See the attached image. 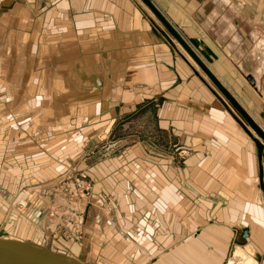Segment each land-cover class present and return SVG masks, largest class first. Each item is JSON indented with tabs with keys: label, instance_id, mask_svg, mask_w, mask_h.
Here are the masks:
<instances>
[{
	"label": "crops",
	"instance_id": "0c3cea01",
	"mask_svg": "<svg viewBox=\"0 0 264 264\" xmlns=\"http://www.w3.org/2000/svg\"><path fill=\"white\" fill-rule=\"evenodd\" d=\"M150 1L263 127L264 0ZM173 41L140 0H0V190L28 181L44 190L58 178L49 164L58 143L67 154L70 139L64 131L52 147L49 119L58 109L65 130L72 120L86 128L76 131L77 170L66 167L86 170L93 184L83 247L94 239H161L170 244L156 264H254L243 249L264 256L256 138ZM146 108L152 140L111 138L123 118ZM14 111L25 112L18 126ZM30 142L44 144L42 154L21 150ZM36 168L31 177L44 179L25 181ZM243 229L247 246L227 262Z\"/></svg>",
	"mask_w": 264,
	"mask_h": 264
},
{
	"label": "rangeland",
	"instance_id": "374dc122",
	"mask_svg": "<svg viewBox=\"0 0 264 264\" xmlns=\"http://www.w3.org/2000/svg\"><path fill=\"white\" fill-rule=\"evenodd\" d=\"M185 42L199 58L201 57L200 59L204 60L206 65L210 66L209 59L205 57L202 50L190 40H185ZM189 60L191 59L189 58ZM198 71L200 70L198 69ZM202 76L204 75L202 74ZM206 80L208 81V79ZM71 98L73 99L74 97L70 96V99ZM55 103L56 100L53 99V105ZM240 106L243 108L242 105ZM53 108H55V106H53ZM24 113L25 112L14 111L10 114L12 120H17L15 121L17 126L24 122L22 119L25 118H19V116ZM38 113H40V111L36 114ZM55 113L57 114V117ZM39 115L38 120H41L39 119L41 115ZM69 115H73V111L70 109ZM128 115V117L123 118L114 128L111 138L114 139L117 137L130 136L152 140L151 114L147 111V108ZM248 115L251 117L249 113ZM52 116L53 118L49 119L52 121L50 124L53 134L51 138L52 147L56 146L54 143L60 142L61 134H65L64 131L68 132L70 138L67 144L68 149L66 148V150H68L66 152L67 154L63 153V155L59 153L61 146L60 143H58L59 147L53 151V159L49 164V167L51 168L49 170H52L53 172L50 174V177L53 179L58 178L44 190L41 188H38L37 190L35 188L36 185H32V183L28 184L29 181L22 184L21 188L17 191L13 190L8 192V194H6L5 191L0 190V200L4 204L2 205V213H0V230L2 229L11 238L31 241L50 251L69 255L86 264H156L157 260L163 259V257L161 258L163 255L162 252H160L163 250L161 247H163L164 250H168L169 248H167V246L170 243L163 245L161 239H148L150 241H145L144 239L130 240V238H120L111 241L108 240L109 243L107 244L106 242L104 245H100L97 241L98 239H94L89 240L84 247L81 245L80 242L83 237L81 221L83 222V216L88 214L90 209L89 207V209L86 210L85 207L87 206L86 204L89 200L93 184L90 181L91 179L86 170L83 172H70L72 171L70 169V171L68 170L69 172H66V167L68 165L77 170L78 157L76 156L78 155L76 154L81 150L77 143V140L79 139L77 136L78 133L79 136H82V129L86 128L78 127L76 121L72 120L69 121V129L65 130L66 123L60 125L62 119L61 112L56 109V111L52 112ZM254 122L264 131V126L261 127V125L255 120ZM4 128L7 129L8 126ZM77 130H79L78 133H76ZM5 132H8V130H5ZM13 137L16 138L17 136H11L10 138ZM37 137L39 136L37 135ZM255 138L264 148V144L258 140L257 137ZM29 145V148L26 147V145L21 150H27L38 154H42V151H44V144H40V142H30ZM64 145H66V143H64ZM37 148H39V151ZM28 161L29 160L27 159L20 160V162H24L25 164H27ZM40 161V159H37V163ZM30 167H32V165H30ZM30 167L27 166L23 171L28 170ZM35 171H37V168L36 170L33 169L29 171L32 174H25L24 180L27 181V177L32 178L31 176ZM19 175L20 173L14 175L10 174L7 175L6 178L11 180L12 177L16 178V176ZM46 175H49V172ZM36 176L39 180H42L45 177L44 175L42 176V179H40L39 175ZM36 176H33L34 178L32 179H35ZM48 178L49 177H46L45 179ZM31 182L36 181L32 180ZM33 184H37V182ZM30 220H32L34 224H32ZM41 230L47 235H43L42 237L39 236ZM153 246H155V248H153ZM96 248L98 251H96L97 254L90 255L89 252ZM171 253L165 254L166 257L170 256ZM184 258L186 257L184 256ZM172 261L177 262L176 264H182L181 261H177L176 259H173Z\"/></svg>",
	"mask_w": 264,
	"mask_h": 264
},
{
	"label": "water",
	"instance_id": "95a60500",
	"mask_svg": "<svg viewBox=\"0 0 264 264\" xmlns=\"http://www.w3.org/2000/svg\"><path fill=\"white\" fill-rule=\"evenodd\" d=\"M145 7L153 14L157 21L167 31V33L177 42V44L185 51L189 58L200 68L207 76L217 90L224 96L230 106L238 113L244 123L255 133V135L264 143V132L256 125L254 120L238 105L232 96L224 89L216 80L212 73L204 66L202 61L196 56L193 50L181 38L179 33L168 23L164 16L157 10L150 0H140ZM257 142V140H256ZM259 154L264 161V148L262 144L257 142ZM90 203L88 204V208ZM236 240L241 241L247 236V230L237 231ZM231 256L228 255V257ZM0 264H86L77 259L50 251L45 247L39 246L31 241H19L13 238H6L0 231Z\"/></svg>",
	"mask_w": 264,
	"mask_h": 264
},
{
	"label": "bare ground",
	"instance_id": "6f19581e",
	"mask_svg": "<svg viewBox=\"0 0 264 264\" xmlns=\"http://www.w3.org/2000/svg\"><path fill=\"white\" fill-rule=\"evenodd\" d=\"M143 4V3H142ZM144 5V4H143ZM145 6V5H144ZM169 23V22H168ZM170 24V23H169ZM164 29V28H163ZM164 31L166 32V34H168L167 33V31L164 29ZM168 36L170 37V38H172L169 34H168ZM182 38V37H181ZM173 39V38H172ZM183 39V38H182ZM174 40V39H173ZM184 40V39H183ZM175 41V40H174ZM185 41V40H184ZM176 42V41H175ZM176 44H177V42H176ZM178 45V44H177ZM188 45V44H187ZM179 46V45H178ZM189 46V45H188ZM180 47V46H179ZM190 47V46H189ZM183 50V49H182ZM184 51V50H183ZM185 52V51H184ZM186 54V53H185ZM187 55V54H186ZM188 56V55H187ZM197 56V55H196ZM189 57V56H188ZM199 58V57H198ZM200 59V58H199ZM192 61V60H191ZM200 61H202L201 59H200ZM193 62V61H192ZM194 63V62H193ZM203 63V62H202ZM195 64V63H194ZM204 64V66L211 72V70L208 68V66L205 64V63H203ZM196 65V64H195ZM196 67L200 70V68L196 65ZM200 73H202L203 75H204V78L205 79H208L207 78V76L200 70L199 71ZM212 73V72H211ZM212 75L216 78V76L212 73ZM219 83H220V81L218 80V79H216ZM208 81H209V83H211L212 84V82L208 79ZM221 84V83H220ZM213 85V84H212ZM214 86V85H213ZM221 86L223 87V85L221 84ZM214 88L217 90V88L214 86ZM224 89H226L225 87H223ZM218 91V90H217ZM226 91L232 96V98H233V95L226 89ZM218 93L224 98V96L218 91ZM224 100L227 102V100L224 98ZM234 100H235V98H234ZM236 102H237V100H235ZM228 103V102H227ZM238 103V102H237ZM228 105L230 106V104L228 103ZM238 105H239V103H238ZM231 107V106H230ZM232 108V107H231ZM232 110L238 115V113L232 108ZM246 112V111H245ZM247 113V112H246ZM248 114V113H247ZM238 117L241 119V117L238 115ZM253 120V119H252ZM241 121L244 123V121L241 119ZM245 124V123H244ZM257 125V124H256ZM247 126V125H246ZM259 127V126H258ZM247 128L254 134V136L255 137H257L256 135H255V133L247 126ZM260 128V127H259ZM261 129V128H260ZM262 130V129H261ZM263 131V130H262ZM264 132V131H263ZM252 136V135H251ZM258 138V137H257ZM258 140H260L259 138H258ZM261 141V140H260ZM262 142V141H261ZM263 143V142H262ZM264 144V143H263ZM89 204V203H88ZM88 204H87V206L85 207V209H87V207H88ZM0 231H2L3 232V234H4V237H6V238H11V237H9L7 234H5V232L1 229ZM237 234L235 233L234 234V237H232V245L233 246H230V244H229V248H228V250H229V253H227V255H226V257L228 258L227 259V262H229L231 259H233L234 258V253H235V249L237 248V247H245V246H247V242H246V239H247V237H248V231H247V236L245 237V238H243L241 241H245L244 243H242V242H240V243H238V239L236 240V236ZM13 239H16V238H13ZM17 240H19V241H23V240H20V239H17ZM231 240H230V242H231ZM229 242V243H230ZM243 250H247L249 253H246V254H248L250 257H251V259L254 261V264H264V261H263V258H264V256H262V255H260V254H258L256 251H254L253 249H250V248H246V249H243ZM228 252V251H227ZM230 253H231V256L230 257H228V255H230ZM223 255V254H222ZM158 261V260H157ZM226 262H222L221 264H225Z\"/></svg>",
	"mask_w": 264,
	"mask_h": 264
}]
</instances>
